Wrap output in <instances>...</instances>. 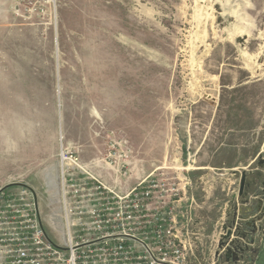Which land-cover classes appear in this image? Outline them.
<instances>
[{
    "label": "rangeland",
    "instance_id": "rangeland-1",
    "mask_svg": "<svg viewBox=\"0 0 264 264\" xmlns=\"http://www.w3.org/2000/svg\"><path fill=\"white\" fill-rule=\"evenodd\" d=\"M113 140L138 160L130 184L188 150L206 175L256 166L264 0H0V189L30 185L49 219L62 146L89 161ZM207 177L211 233L230 195ZM195 245L190 264H211Z\"/></svg>",
    "mask_w": 264,
    "mask_h": 264
},
{
    "label": "built area",
    "instance_id": "built-area-1",
    "mask_svg": "<svg viewBox=\"0 0 264 264\" xmlns=\"http://www.w3.org/2000/svg\"><path fill=\"white\" fill-rule=\"evenodd\" d=\"M138 166L127 141L89 161L62 146L49 219L30 185L1 188L0 264H190L200 240L195 154L169 157L130 184Z\"/></svg>",
    "mask_w": 264,
    "mask_h": 264
},
{
    "label": "water",
    "instance_id": "water-1",
    "mask_svg": "<svg viewBox=\"0 0 264 264\" xmlns=\"http://www.w3.org/2000/svg\"><path fill=\"white\" fill-rule=\"evenodd\" d=\"M262 166L263 153L259 154ZM240 173L238 190L227 199L225 218L218 226L219 236L215 244V255L225 263L236 262L241 264L248 258L256 240L261 235L259 221L264 211V201L259 195L255 179L248 178L246 168L233 169ZM253 183V184H252Z\"/></svg>",
    "mask_w": 264,
    "mask_h": 264
},
{
    "label": "crops",
    "instance_id": "crops-1",
    "mask_svg": "<svg viewBox=\"0 0 264 264\" xmlns=\"http://www.w3.org/2000/svg\"><path fill=\"white\" fill-rule=\"evenodd\" d=\"M257 160V158L254 160L252 158H250V160L248 162H246V164H248V166H243V164L241 162H239V164H235V163H232L230 165H227L226 168L225 167H219V165H216V169H222L220 171H223V172H211V173H208L207 175L205 174V171H202V170H207L208 169V166H198V169L196 171H193L191 174H192V177L194 179V188H193V193L195 195V193L198 191L199 188H202L203 184L202 182L200 183V181H204V179H207L208 177L207 176H210L211 179H213L214 183L217 184V187H220L222 188L223 191H227V195H232L233 191L236 190L235 189V182H236V179L232 174V171L231 169H239L240 168H246L248 170L249 173L253 172V173H256L254 178H257L258 181H262L263 178L261 177L260 178V175H258L257 173L262 171V167L257 163V165L254 167V170H250L251 166L254 165L255 161ZM244 164V165H246ZM226 171V172H225ZM263 171H264V168H263ZM195 177H199V180H195ZM227 179V185L226 187H222L223 184H221V180L222 179ZM197 181V182H196ZM213 183V184H214ZM215 185V184H214ZM198 187V188H197ZM196 197V196H195ZM197 199V198H196ZM202 201L200 200V203L198 202V207H197V222H196V230L198 231V236H199V239H201V244H203V242H205L207 245L210 244V248H211V243L214 244V241L215 238L217 239L218 235H219V229H215L210 233V232H207L206 230V224H205V218L202 214V211H203V207H202ZM226 205L224 206V211L226 209ZM223 211V213H224ZM223 216L224 214H222V216H220L218 218V220L216 221V224H215V227H217V225L220 224L221 220L223 219ZM208 233V234H207ZM258 239H260V237H258ZM264 239V237H263ZM210 259H212V263L211 264H238L236 262H232V263H225L223 262L222 260L218 259L215 255V246L213 247L212 245V248H211V251H210ZM242 264V263H241Z\"/></svg>",
    "mask_w": 264,
    "mask_h": 264
},
{
    "label": "flooded vegetation",
    "instance_id": "flooded-vegetation-1",
    "mask_svg": "<svg viewBox=\"0 0 264 264\" xmlns=\"http://www.w3.org/2000/svg\"><path fill=\"white\" fill-rule=\"evenodd\" d=\"M261 162V160H259L258 164ZM255 166H251L250 170H254ZM262 171L258 172L257 174L260 175V178L262 177L263 180L262 181H258L257 178H254L256 173H249L248 172V178L249 180H251V178L255 179L256 184L253 187H257L258 191H259V195L260 197H262L263 201H264V160L262 161ZM233 170V169H231ZM235 178H236V182L234 183L235 185V189L238 190V183H239V178L240 177V173H234L232 172V174ZM253 184V183H252ZM236 190V191H237ZM261 213L262 218L259 221V224L261 225V235L259 236L260 239L256 240V243L254 244L252 251L250 252L248 258H246L243 262H241L242 264H264V211L262 212H256V214ZM219 259V258H218ZM221 260V259H220Z\"/></svg>",
    "mask_w": 264,
    "mask_h": 264
}]
</instances>
